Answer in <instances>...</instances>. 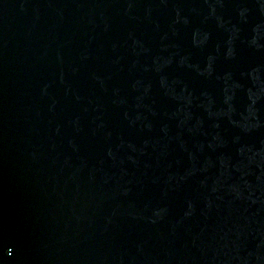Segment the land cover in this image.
I'll list each match as a JSON object with an SVG mask.
<instances>
[{"label":"water","instance_id":"95a60500","mask_svg":"<svg viewBox=\"0 0 264 264\" xmlns=\"http://www.w3.org/2000/svg\"><path fill=\"white\" fill-rule=\"evenodd\" d=\"M0 264H264V0H0Z\"/></svg>","mask_w":264,"mask_h":264}]
</instances>
